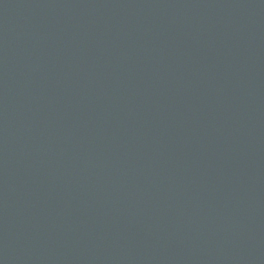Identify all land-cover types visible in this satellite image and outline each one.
Masks as SVG:
<instances>
[{"label":"water","instance_id":"obj_1","mask_svg":"<svg viewBox=\"0 0 264 264\" xmlns=\"http://www.w3.org/2000/svg\"><path fill=\"white\" fill-rule=\"evenodd\" d=\"M0 264H264V0H0Z\"/></svg>","mask_w":264,"mask_h":264}]
</instances>
